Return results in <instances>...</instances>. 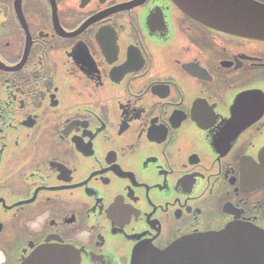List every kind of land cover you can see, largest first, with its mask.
Segmentation results:
<instances>
[{"label": "flooded vegetation", "instance_id": "1", "mask_svg": "<svg viewBox=\"0 0 264 264\" xmlns=\"http://www.w3.org/2000/svg\"><path fill=\"white\" fill-rule=\"evenodd\" d=\"M182 2L0 0V264L264 231V41Z\"/></svg>", "mask_w": 264, "mask_h": 264}, {"label": "water", "instance_id": "2", "mask_svg": "<svg viewBox=\"0 0 264 264\" xmlns=\"http://www.w3.org/2000/svg\"><path fill=\"white\" fill-rule=\"evenodd\" d=\"M182 1V8L204 26L264 41V4L254 0ZM241 96L245 97L242 100L245 103L238 104V108L253 104L249 114L254 111L257 118L264 114L261 92ZM237 103L238 99L235 107ZM253 120L236 118L233 122L244 128ZM67 258V264L78 263L69 247ZM129 264H264V231L253 224L232 222L218 231L182 236L163 249L154 247L150 239L140 240L131 248Z\"/></svg>", "mask_w": 264, "mask_h": 264}]
</instances>
